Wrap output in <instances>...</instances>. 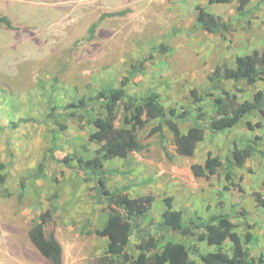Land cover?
<instances>
[{"label": "rangeland", "instance_id": "obj_1", "mask_svg": "<svg viewBox=\"0 0 264 264\" xmlns=\"http://www.w3.org/2000/svg\"><path fill=\"white\" fill-rule=\"evenodd\" d=\"M237 5L238 0H0V15L11 23L0 24V161L6 174L0 183V264H52L27 234L47 207L52 209L49 227L62 248L61 264H102L107 239L86 231L103 223L108 208L97 201L95 181L85 179L81 170H88L77 160L91 158L99 146L90 137L96 127L93 116L78 118L65 105L117 86L131 65L144 59L142 72L129 80V94L153 88L167 108L190 110L193 94L200 95L212 115L206 94L211 70L231 66L236 55L263 47L264 0H248L241 11ZM197 6L227 22L228 30L214 33L198 26ZM160 44L168 50L154 49ZM222 86L240 99L264 92V81L249 85L228 80ZM54 112L61 115L49 117ZM123 114L119 112L116 124ZM246 119L261 127L252 131L241 121L223 131L206 129L192 156L176 152L165 125L152 131L158 124L152 119L137 132L141 150L103 162L107 186L124 188L131 196L152 194L149 217L154 221L168 196L186 217L229 212L242 236L249 224L257 237L245 244L249 253H264V207L256 199L264 191V158L256 154L243 167H233L228 190L222 189V168L208 177L191 171V164L203 163L208 151L224 159L235 141L264 137V116L253 112ZM12 120L16 126L8 124ZM178 125L185 130L190 122ZM257 147L264 153V141ZM64 157L72 158L67 166L58 161ZM223 248L230 251L229 243Z\"/></svg>", "mask_w": 264, "mask_h": 264}, {"label": "trees", "instance_id": "obj_2", "mask_svg": "<svg viewBox=\"0 0 264 264\" xmlns=\"http://www.w3.org/2000/svg\"><path fill=\"white\" fill-rule=\"evenodd\" d=\"M209 2H229L231 0H208ZM248 0H238L237 10H243ZM195 21L198 26L208 32L221 33L227 31V22L215 17L203 7L197 6ZM119 14L121 12H112ZM111 14V13H109ZM0 24L11 27L10 19L0 15ZM91 26L90 32L93 31ZM164 53L168 50L165 44L154 47ZM144 59L133 63L127 75L117 86L107 85L89 97H79L77 101L67 103L65 110L74 113L78 118L82 115L93 116L96 130L91 133V139L99 145L91 158L77 157L82 164L81 170L86 180H94V196L98 202L107 205L108 213L105 221L94 232L99 237L107 238L105 251L102 253V264H264V253L252 256L245 244L257 242V237L249 230L241 235L237 230L239 224L231 220L229 212L219 210L209 213L206 217L199 215L186 217L181 209L173 207L172 197L164 198V209L158 220L149 217L154 196L144 194L130 196L124 188L110 190L107 186V171L103 162L114 157H127L132 151L143 147L137 132L152 119H158V124L152 131L160 132L165 125L173 136V144L179 155L192 156L195 148L204 139L206 129L210 132L223 131L244 121L253 131L260 128L259 122L246 119L253 112L264 116V92H254L250 98L240 99L237 93L225 89L223 81H245L252 85L256 81H264V42L263 47L253 49L248 53L236 55L233 65H215L208 75V103L213 114L208 115L202 96L193 94L194 108L166 107L161 95L155 89L146 90L141 95L129 94V80L142 72ZM64 106L58 108L63 109ZM120 111L124 114L119 124L116 117ZM82 114V115H81ZM61 112H54L49 117H57ZM19 121H25L21 119ZM60 126H64L56 120ZM189 121L190 125L182 130L178 122ZM16 126L17 122H8ZM263 136L253 135L252 139L235 141L231 155L222 159L218 155L207 152L203 163L193 162L191 171L195 176L216 174L223 169L226 182L223 190L233 186V167L241 168L247 158L258 155L264 158V153L258 149ZM71 157L58 159L68 165ZM4 162L0 161V183L6 179L3 172ZM239 188L238 184H234ZM264 189V180L262 182ZM220 195L222 192H219ZM221 197V196H220ZM257 202L264 206V191L256 193ZM221 201V200H219ZM222 203V202H220ZM52 223V210L47 207L42 210L28 229V237L38 252L53 264H61V245L55 236ZM175 234V236H173ZM134 242L135 252L129 247ZM198 242L213 246V250H204ZM230 245V251L223 248ZM250 254V255H249Z\"/></svg>", "mask_w": 264, "mask_h": 264}, {"label": "crops", "instance_id": "obj_3", "mask_svg": "<svg viewBox=\"0 0 264 264\" xmlns=\"http://www.w3.org/2000/svg\"><path fill=\"white\" fill-rule=\"evenodd\" d=\"M61 13H63V14H66V15H67V13H66L65 11H63V12H61ZM67 16H69V17H70V14H69V15H67ZM90 28H91V27H90ZM248 120H249V119H248ZM186 122H187V121H186ZM188 122H189V121H188ZM237 124H238V123H237ZM196 147H197V146H196ZM183 156H184V155H183ZM245 161H246V160H245ZM193 175H194V174H193ZM212 175H213V174H212ZM129 195H130V194H129ZM130 196H131V195H130ZM135 196H138V195H135ZM263 207H264V206H263ZM51 210H52V209H51ZM106 216H107V215H106ZM105 219H106V218H105ZM104 221H105V220H104ZM104 221H103V222H104ZM102 224H103V223H102ZM102 224H101V225H102ZM101 225H100V226H101ZM97 227H99V226H97ZM97 227H96V228H97ZM94 228H95V227H94ZM89 231H90V230H87L86 232H89ZM86 232H85V233H86ZM89 233H90V232H89ZM93 233H94V232H93ZM94 234H95V233H94ZM106 239H107V238H106ZM57 240H58V239H57ZM106 243H107V242H106ZM200 243H202V242H200ZM44 257H45V256H44ZM45 258H46V257H45ZM48 260H49V259H48ZM49 261H50V260H49ZM50 262H51V261H50ZM51 263H52V262H51ZM52 264H53V263H52Z\"/></svg>", "mask_w": 264, "mask_h": 264}]
</instances>
